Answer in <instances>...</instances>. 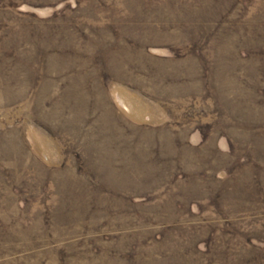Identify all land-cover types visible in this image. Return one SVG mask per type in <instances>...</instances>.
Segmentation results:
<instances>
[{"label": "rangeland", "instance_id": "1", "mask_svg": "<svg viewBox=\"0 0 264 264\" xmlns=\"http://www.w3.org/2000/svg\"><path fill=\"white\" fill-rule=\"evenodd\" d=\"M0 264H264V0H0Z\"/></svg>", "mask_w": 264, "mask_h": 264}]
</instances>
